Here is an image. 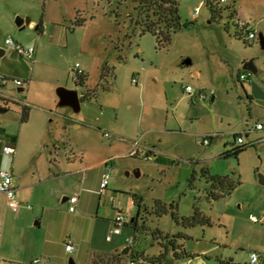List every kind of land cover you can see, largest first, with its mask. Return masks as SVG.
<instances>
[{"label":"rangeland","instance_id":"374dc122","mask_svg":"<svg viewBox=\"0 0 264 264\" xmlns=\"http://www.w3.org/2000/svg\"><path fill=\"white\" fill-rule=\"evenodd\" d=\"M174 1L181 29L168 47L159 48L153 35L135 27L146 14L136 0H0V49L5 52L0 75L23 82L22 91L12 83L0 87L11 101L0 114V171L33 176L36 170L44 174L50 164L64 173L77 164L81 169L77 182L63 177L64 196L50 198L56 200L52 214L64 218L63 248L74 229L69 219L74 214L62 198H80L84 207L75 215H86L75 228L77 248L65 255L58 248L60 264L69 259L87 264L91 251L109 247L105 236L117 214L125 219L122 234L131 233L132 249L144 256L163 251L160 237L181 236L176 241L188 257L166 264H250L252 252L259 256L256 264H264V184L258 182L264 178V129L252 131L256 124L264 128V51L258 43V35H264V0L237 2L252 14L255 39L250 43L234 34L238 18L230 20L226 12L212 18L206 0ZM77 16L85 20L82 26L74 23ZM16 18L30 22L20 29ZM7 39L33 48L30 59L10 58L14 52L5 45ZM184 60L190 64L182 65ZM248 61L257 73L242 70ZM76 65L87 75L85 87L73 82ZM105 67L111 73L103 80ZM240 75L245 76L242 83ZM59 87L84 95L95 90V95L74 112L58 106ZM200 94L206 98L200 100ZM23 103L30 107L26 123L20 122ZM234 135L242 137L245 149L237 157H224L235 146ZM204 136H213L210 145L201 144ZM52 143L54 160L49 157ZM4 146L15 147V155H5ZM149 147L156 156L145 160ZM109 167L108 185L102 188ZM217 176L229 177L236 187L208 200L211 177ZM132 195L141 197L140 209ZM156 201L173 204L179 218L198 211L208 224L184 228L170 213L156 217L149 213ZM8 241L2 242L5 250L15 244ZM103 260L96 264L127 261Z\"/></svg>","mask_w":264,"mask_h":264},{"label":"crops","instance_id":"0c3cea01","mask_svg":"<svg viewBox=\"0 0 264 264\" xmlns=\"http://www.w3.org/2000/svg\"><path fill=\"white\" fill-rule=\"evenodd\" d=\"M211 1L213 3L212 8L217 11V13L214 14L211 13L212 18H216V17L221 18L222 14L226 12L227 17L230 16L229 17L230 20H233L234 18H238L237 20L246 22L248 24L249 31H251L252 27L250 24L251 23L250 20L252 18V14L250 13V11L240 6L238 7L237 6L238 0H233L232 1L233 3L230 4H226L227 3L226 2L224 5L219 4L218 0H211ZM36 28L38 30V28L40 27H38L37 25ZM227 30L229 31V25H227ZM234 34L235 36L242 38L245 42H247L244 39L243 33L240 30H238V28H236ZM257 72L258 71H256V73ZM240 82L242 83L243 81ZM242 88L245 94L247 95V91H245L243 86ZM22 90L23 89L21 87L18 89V91H22ZM192 94H193V89L191 95ZM0 95L7 98L5 95L1 93ZM82 95L84 94H79L80 103L82 102L80 100ZM10 104H11L10 99L5 102L3 101L0 102V106L7 109ZM24 105L27 104L25 103ZM252 131H257V130L253 127ZM212 140L213 139L210 140V143ZM51 145H52V151H49V157L53 158V154L55 155L56 146L53 143ZM4 147H9L14 149V154L10 157H13L15 155V147H11V146H4ZM146 150L147 151L150 150L153 153H155L154 147H149ZM75 167L76 168L72 167L71 170L69 169L67 172L64 173L58 167H55L52 164H50L48 165L46 171L45 172L43 171L44 174L36 170L33 176H26L25 174H17V176H15L12 171L9 172L12 177V186L15 190V196L19 205V210L17 212H13L10 208L7 207L4 196L3 195L0 196V264H30L32 260L37 259L39 257L47 258V260H49L52 264H60L58 260L59 257L57 256V253L59 251L58 248L60 249V255L71 254L77 248L79 241L77 239V236L74 234L75 228L79 224V220L84 219L86 215L85 214L80 216L75 215L78 211L75 213L69 212L71 214H74L72 217L69 216V219L72 220V223L74 225L73 231L71 229L70 232L69 241H72L71 243L73 244L74 249L71 253H67L65 250L66 242L64 243V248L61 247L60 244L61 241L64 242L65 240L64 235H62V230L64 227V218L61 217V213L52 214L53 208L51 206H55L52 203H54L56 200H50L51 197L56 198V197L64 196V194H66L65 192L66 185L64 184L63 177L65 176L68 182L75 181L76 177L79 175V172L81 171L78 164ZM72 197L74 196H71L70 198ZM68 199H69L68 197H63L61 202L62 203L66 202L69 208L70 203L68 202ZM80 200H81L80 198H77V203H76L77 210L79 208L83 210L84 207V202H81ZM30 203H32L33 206H31ZM28 210H31V212ZM58 211L61 212V209H58ZM28 218L31 219L30 222H27ZM113 219L114 218H112L109 221L108 231L111 228ZM133 221L134 219H131L130 223H132ZM255 222H257V220ZM9 231L11 233H9ZM107 235L108 234H106V236ZM129 236H133V235L129 232H126V234L123 235L121 232L119 236L112 237L110 241L105 240V242L108 243L110 246L104 249L102 248L101 250L103 251H97L100 250L97 249L98 247L96 248V250L91 251L92 255L89 258L87 264H91L93 259H95V257L99 255H103V254L110 255V254L121 253V251L124 250L125 248H129L128 252H136L132 249L134 242L133 244H127L125 241V239ZM4 239L9 240L8 242H10V246L12 245L11 242H15V244H13L9 249L5 250L2 248L3 246L2 242ZM19 241L21 242L20 248H19L20 245L17 246V242L19 243ZM47 260L42 259V261H45L46 264H48L49 262Z\"/></svg>","mask_w":264,"mask_h":264},{"label":"trees","instance_id":"16d2710c","mask_svg":"<svg viewBox=\"0 0 264 264\" xmlns=\"http://www.w3.org/2000/svg\"><path fill=\"white\" fill-rule=\"evenodd\" d=\"M138 3V6L143 9L144 12H146L145 17H143L142 21H137L135 24L136 28H139L141 30V33H150L155 37L157 47L159 48H166L171 42L172 35L178 32L181 29V23H180V17L178 15V8L176 5V2L174 0H136ZM206 6L210 10L212 14L217 13L215 9H213L212 1L206 0L205 1ZM84 19L77 16L74 23L77 26H82L84 24ZM40 27V25H38ZM40 29V28H38ZM111 71H109L106 67L103 68L101 79H105ZM112 77H114V74L112 72ZM87 80V75L83 74V76L79 79V82H76V85L80 87H84ZM102 88H106L102 86ZM108 89V87H107ZM95 95V90H91L87 92V94L82 95L81 101L83 100H89L91 96ZM30 112V107L28 105H21L20 109V122L24 123L28 119V115ZM237 137L234 135V138ZM245 149V145L240 146H233V148L229 151H226L223 156L224 157H230L235 156L237 157L240 152H242ZM149 153L152 155V157H155V154L152 151H149ZM208 171L205 170L203 173H207ZM212 180V186L210 190L207 192V199L216 201L220 198H223L225 195L230 194L236 187V184L229 179V177H211ZM132 199L134 200V204L138 206L140 209V202L142 201L141 197L132 195ZM138 209V211H139ZM146 210V209H145ZM150 214L161 217L163 215H166L170 213V216L172 220L176 224H180L184 228L188 227H194L197 225H204L208 224V219L203 216L200 212L195 211L193 216L186 217V218H179L176 213L174 212V205L170 204L166 206L165 203H162L160 201L155 202V206L152 208V210L149 212ZM139 214V213H137ZM135 223V221H133ZM181 238L180 235L168 237L165 238L160 237V239L165 241V244H163V251L160 252L158 255L147 257L142 255L141 253L137 252H128L127 255H123L122 253L117 254H110V255H99L93 259L91 264H96L102 262L103 258L106 256H109L112 259L115 260V262H121L123 259H132V258H138L143 257L146 264H166L168 260L171 261H180L184 258L188 257V254L186 253L185 249L182 245L177 244L176 239ZM104 261V260H103ZM105 264H109L108 261H106ZM220 264H233L230 262H223L220 261Z\"/></svg>","mask_w":264,"mask_h":264},{"label":"built area","instance_id":"2783aa9c","mask_svg":"<svg viewBox=\"0 0 264 264\" xmlns=\"http://www.w3.org/2000/svg\"><path fill=\"white\" fill-rule=\"evenodd\" d=\"M219 4H225L226 1L225 0H218ZM198 15V8L194 11V17H196ZM235 27L238 28V30H240L243 35H244V39L247 42H250L252 40L255 39V35L253 32L249 31L248 29V24L244 21L241 20H237L234 23ZM5 45L7 46L8 49L12 50L16 56H22V57H26L28 59H30L32 53H33V48H27L24 49L21 45L18 44H14L11 40L7 39L5 41ZM74 75L72 77L73 82H78L79 79L83 76V71L80 69L79 65H76L73 69ZM245 80V76L240 75L239 76V81H244ZM132 82L135 84L136 80L133 79ZM9 83H12V85L16 88H20L23 86V82L17 79H9L5 76L0 75V87H5L7 86ZM185 92H187L188 94L192 93V88L190 86H186L184 88ZM199 98L201 100L205 99V95L200 94ZM9 99L3 97L2 95H0V102H5ZM24 105V104H22ZM256 130H262L263 127L261 124H256L254 127ZM104 137H108V134L105 133ZM213 139V136H204L203 141H202V145L207 146L210 143V140ZM235 145L240 146V145H244V141L242 139L241 136H237L235 137ZM150 150L146 151L143 154V158L145 160H151L153 157L152 155L149 153ZM3 153L7 156H12L14 154V149L9 148V147H4L3 148ZM129 156H135L137 154V151H131L130 153H128ZM110 163V161H108L106 164ZM112 171V167H109L106 172L104 173L102 182H101V187L105 188L108 184V180L110 177ZM0 194L4 196L5 201H6V205L8 208H10L13 212H17L19 210V205L15 196V190L12 186V177L11 174L9 172H4V171H0ZM68 202L70 203V207L68 208L69 212L71 213H75L77 212L76 209V203H77V198L76 197H72L68 199ZM250 220L255 222L256 218L253 216H250ZM125 225V219L122 215L117 214L114 219L112 220V225L111 228L108 232V235L106 236L105 240L106 241H110L112 237L114 236H119L121 234V229L122 227ZM127 244H133L134 242V238L132 236H129L125 239ZM74 249L73 244L71 243V241H67L65 244V250L67 253H71ZM259 261V256L255 253L252 252L250 254V264H256ZM30 264H46L45 261L39 260V259H34L31 261ZM126 264H146L144 261L143 257H138V258H130L126 261ZM182 264H188L187 262H184Z\"/></svg>","mask_w":264,"mask_h":264},{"label":"water","instance_id":"95a60500","mask_svg":"<svg viewBox=\"0 0 264 264\" xmlns=\"http://www.w3.org/2000/svg\"><path fill=\"white\" fill-rule=\"evenodd\" d=\"M16 25L20 28L23 29L25 26H27L30 22L28 18L25 20L21 18H16L15 20ZM37 29V28H36ZM258 43L260 48L264 51V35L259 34L258 35ZM5 52L4 50L0 49V57L4 56ZM16 54L13 53L10 55V58H15ZM190 60H184L182 62V65H189ZM243 71H247L251 74L256 73V68L253 65L252 61L245 62L242 66ZM56 95L58 97V106L60 107H70L74 112H78L80 109V101H79V94L77 90H67L65 88L59 87L56 89ZM8 109L0 106V114L7 112ZM259 184H264V178L259 176L258 179ZM129 248H125L124 250L121 251L123 255H127ZM69 264H74L71 259H69Z\"/></svg>","mask_w":264,"mask_h":264}]
</instances>
